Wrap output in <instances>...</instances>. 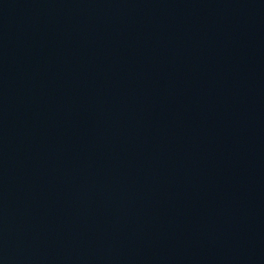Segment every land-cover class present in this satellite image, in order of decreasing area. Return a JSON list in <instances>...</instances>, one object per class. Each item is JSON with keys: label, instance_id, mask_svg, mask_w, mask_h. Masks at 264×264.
<instances>
[{"label": "water", "instance_id": "1", "mask_svg": "<svg viewBox=\"0 0 264 264\" xmlns=\"http://www.w3.org/2000/svg\"><path fill=\"white\" fill-rule=\"evenodd\" d=\"M0 264H264V0H0Z\"/></svg>", "mask_w": 264, "mask_h": 264}]
</instances>
